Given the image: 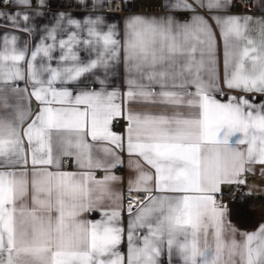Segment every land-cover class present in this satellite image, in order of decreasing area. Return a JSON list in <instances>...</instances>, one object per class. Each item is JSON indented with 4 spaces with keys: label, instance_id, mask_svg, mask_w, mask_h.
<instances>
[{
    "label": "snow or ice",
    "instance_id": "6c2138e0",
    "mask_svg": "<svg viewBox=\"0 0 264 264\" xmlns=\"http://www.w3.org/2000/svg\"><path fill=\"white\" fill-rule=\"evenodd\" d=\"M0 3L12 5L0 10L5 26L32 31L34 13L16 10L31 0ZM194 3L208 13L230 10L229 0ZM170 7L188 19L132 15L119 39L114 27L100 28L99 17L78 20L66 12L32 48L0 34V109L9 110L0 115V264H164L165 256L168 264L173 257L177 264H236L234 257L239 264H264V222L252 232L229 226L225 241L229 209L216 202L223 187L245 186L257 165L264 177V22L257 42L248 35L251 17H211L223 38L220 76L208 19L188 0ZM117 61L129 70V105L140 101L172 113L130 107L126 135L115 133L114 120L125 116L116 89L107 85ZM10 97L16 99L10 103ZM33 98L35 111L23 103ZM101 142L112 146L103 148L107 158L93 155ZM117 150L138 160L135 173L121 178L126 194L120 195L107 183L117 177L99 180L93 172L116 168ZM73 158L77 171H61ZM113 199L129 214L127 229L113 223L121 214L108 203ZM93 212L102 218L83 219ZM125 233L126 256L117 247Z\"/></svg>",
    "mask_w": 264,
    "mask_h": 264
},
{
    "label": "crops",
    "instance_id": "0c3cea01",
    "mask_svg": "<svg viewBox=\"0 0 264 264\" xmlns=\"http://www.w3.org/2000/svg\"><path fill=\"white\" fill-rule=\"evenodd\" d=\"M108 1H120L123 12L122 13H116V12H110L106 10ZM175 0H83V3H79L78 0H45L44 6H40L39 0H31V4L28 7H23L20 9H16L17 11H28L30 13H34L32 16V19L30 21V28L32 29L31 32H23L18 31L17 29L13 27H7L5 26L6 21H0V34L8 33L9 39L12 34L16 35L18 37L16 46L22 47L24 43L26 42L29 48H32L35 44H38L41 37L46 35L45 29H51L55 26L56 20L58 18V13L60 12H66L71 14V16L78 20H83L84 18H93L99 17L101 20L100 28L107 29L108 27H114L117 33V39H119L125 29V22L126 19L129 16L132 15H169L172 16L174 19H177L181 22L188 19L186 15L183 13H175L171 9V4H173ZM207 0H205V3ZM188 3L193 4L194 7L197 8V12L201 15H204L206 19H208L209 24L212 26L213 32L215 34L216 39V57H217V67H218V73L220 76L223 75V60H224V47H223V38L220 35V27L217 25L216 20L212 19L211 17L215 15L222 14L223 16H245V17H251V21L248 24V35L250 38L256 40L259 42V26L260 22H264V0H254V11L248 12L245 14H242L235 10L234 8V0H229V6L220 10V12H205L203 8H200L198 5L194 3V0H188ZM63 5V6H62ZM67 5H72L71 7H67ZM161 6L162 11L161 12H145L144 7L145 6ZM165 5H169V9L166 12L165 11ZM12 8V5L8 7H0V10H9ZM63 26V25H62ZM62 35V34H61ZM63 38H66L64 36ZM47 43H50L51 41H46ZM11 47V44L8 45ZM3 47V39L2 35H0V48ZM34 50V49H33ZM82 58H85V53H80ZM54 56L59 55V49L57 48L56 52L53 53ZM92 58H95V54H92ZM41 59V57H37V66L38 62ZM7 63H11V61H8ZM56 66V61H53V67ZM99 78H104V70L103 69H97L96 70ZM130 78L129 70L126 65L120 63L117 61L112 69V71L108 74V90H113V87L117 91V99L116 103L121 104V107L125 113L124 117H117L116 120H114L112 129L115 133L119 135H126L125 129L127 126V120H126V114L128 109L131 107L133 111L136 112H149V113H161V112H167L169 114L172 113V109H166L163 107H155L151 105H146L143 102L138 101L134 105H129L126 92L128 90V80ZM85 84L89 83V80L87 78H81ZM92 80H95V77H91ZM21 87L24 86L23 81L18 82ZM91 87L99 90L100 85L98 83H92ZM72 90V89H70ZM28 91H31V88L28 89ZM25 97H27V93H25ZM217 99H220L221 101H224L225 98L223 96H217ZM15 97H10L9 102L11 103L12 100H15ZM24 104H27L31 107L32 111L36 110L37 102L35 99H31L30 101L25 99L23 101ZM0 115H3L5 117L9 116V110L8 109H0ZM120 120L121 123L124 126L117 127L115 125V121ZM112 146L109 143L101 142L99 144L93 145V155L96 158L104 157L107 158V154L103 152V148ZM239 148H243V145H237ZM117 153L120 157V163L117 164L116 168H112L105 172L104 170L100 169H93L94 175L96 179L102 180L105 175H111L117 177L116 181L109 180L107 183L112 188L113 192H115L117 195L125 194L124 189L121 186V178L124 180H127L130 176H132L135 173V165L138 162L137 157L135 156H129V154L126 151H119L117 150ZM30 167V164H29ZM49 170H55L54 168H49ZM61 171H69V172H76V162L73 158L71 160V167L69 169H64L63 164L60 169ZM247 180V184L244 186L245 191L252 192V196H255L259 198V203L257 206V215L254 221V225L250 229H242L239 227V225L234 222L230 217V208L229 211L225 214L224 221H225V232H224V239L225 241H228L231 239V233L228 231V227H232L238 230V232H252L255 231L257 228V225L260 222H264V177L260 174V167L257 165L255 167V175H248L245 177ZM228 187L231 186H225L223 187L222 191ZM109 204L116 205L117 210L120 211V216L117 218L116 221L113 223L116 224L119 227H122L124 229H127V224L129 220V214L126 210H122L119 208V205L121 204L120 200H110L108 202ZM123 208L126 209L127 206L125 205L123 201ZM111 210V209H109ZM101 214L99 212H93V213H84L83 219L84 220H99L101 219ZM211 228L209 229V237H208V243L210 247H215V241L212 238L211 235ZM237 239H240L239 235L236 237ZM201 246L203 247V238L201 239ZM118 250L121 252L122 255H127V241H126V233L124 235V239L122 240V243L117 246ZM164 261V264H168V258L162 257L161 258ZM227 251L225 250L224 253V260H227ZM236 261V264H239V258L234 257L233 258ZM172 264H177V258L173 257ZM182 264V262H180Z\"/></svg>",
    "mask_w": 264,
    "mask_h": 264
},
{
    "label": "built area",
    "instance_id": "2783aa9c",
    "mask_svg": "<svg viewBox=\"0 0 264 264\" xmlns=\"http://www.w3.org/2000/svg\"><path fill=\"white\" fill-rule=\"evenodd\" d=\"M10 5H11L10 3H0V7H8ZM234 8L236 11L242 14L252 12L254 11V0H234ZM106 10L110 12H116V13L123 12V8H122L120 1H108ZM144 11L145 12H161L162 7L158 5L145 6ZM115 125L117 127L124 126L120 120L115 121ZM69 163H71V161L70 162L65 161L63 163V168L69 169L70 168ZM222 192H223L222 195L221 194L216 195V202L217 204L226 205L227 207H230L233 203H237L246 198L240 195L241 192H246L244 186L240 188H237L236 186H231V187L224 189ZM124 203L127 206L128 201L125 200Z\"/></svg>",
    "mask_w": 264,
    "mask_h": 264
},
{
    "label": "trees",
    "instance_id": "16d2710c",
    "mask_svg": "<svg viewBox=\"0 0 264 264\" xmlns=\"http://www.w3.org/2000/svg\"><path fill=\"white\" fill-rule=\"evenodd\" d=\"M259 198L255 196L246 197L237 203H233L230 208V217L242 229H250L254 225L257 215Z\"/></svg>",
    "mask_w": 264,
    "mask_h": 264
}]
</instances>
